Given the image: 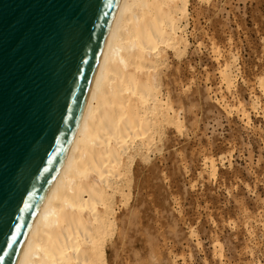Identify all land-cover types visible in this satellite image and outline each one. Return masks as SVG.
<instances>
[{
	"label": "rangeland",
	"instance_id": "obj_1",
	"mask_svg": "<svg viewBox=\"0 0 264 264\" xmlns=\"http://www.w3.org/2000/svg\"><path fill=\"white\" fill-rule=\"evenodd\" d=\"M189 10L187 51L169 57L161 74L183 125L158 142L149 165L134 169L112 238L120 243L111 246L107 264H264L263 102L248 122L235 109L237 100L248 107L251 91L258 96L264 0H189ZM213 48L236 57L229 89L219 82L222 58H214ZM210 156L215 175L202 163Z\"/></svg>",
	"mask_w": 264,
	"mask_h": 264
},
{
	"label": "bare ground",
	"instance_id": "obj_2",
	"mask_svg": "<svg viewBox=\"0 0 264 264\" xmlns=\"http://www.w3.org/2000/svg\"><path fill=\"white\" fill-rule=\"evenodd\" d=\"M190 18L189 0L119 1L74 138L17 264L108 263L111 246L120 243L112 238L119 209L131 196L134 169L149 165L160 150L158 142L182 128L161 74L169 57L186 53ZM213 50L217 61L222 58L219 82L229 89L237 75L236 57ZM255 84L258 96L251 91L248 107L240 100L235 106L247 122L250 111L261 108L260 100L264 116V70ZM216 101L224 110L230 107L225 97ZM202 163L215 175L213 157ZM213 249L222 257L218 242Z\"/></svg>",
	"mask_w": 264,
	"mask_h": 264
},
{
	"label": "water",
	"instance_id": "obj_3",
	"mask_svg": "<svg viewBox=\"0 0 264 264\" xmlns=\"http://www.w3.org/2000/svg\"><path fill=\"white\" fill-rule=\"evenodd\" d=\"M120 0H0V264L70 148Z\"/></svg>",
	"mask_w": 264,
	"mask_h": 264
}]
</instances>
